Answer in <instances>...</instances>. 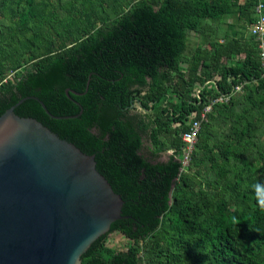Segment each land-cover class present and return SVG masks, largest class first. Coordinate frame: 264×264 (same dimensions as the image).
Here are the masks:
<instances>
[{
    "label": "trees",
    "instance_id": "obj_1",
    "mask_svg": "<svg viewBox=\"0 0 264 264\" xmlns=\"http://www.w3.org/2000/svg\"><path fill=\"white\" fill-rule=\"evenodd\" d=\"M256 1L125 0L124 4V0H57L56 8L50 5L49 9L43 0H0V97L17 89L23 79L47 73L76 52H90L123 20L141 13L163 15L171 9L178 16L168 68L143 84L126 82L117 90L116 101L118 114L132 122L143 141H149L150 154L156 157L172 151L166 161L178 171L175 157L180 154V133L185 127L173 124L182 125L190 113H198L209 99L230 93L243 80H256L243 86L241 97L246 105L256 111L264 106V79L259 78L255 45L247 34ZM72 31L76 37L70 35ZM191 33L197 37L195 43L189 40ZM54 38L60 41L55 48ZM211 81L215 88L204 87ZM196 87L201 88L198 98L193 96ZM239 94L226 104L211 106L197 134L190 164L186 172L177 173L166 210L156 218L155 226L136 241L127 237L126 228L108 231L80 264H112L116 257H126L130 264H141V259L146 264H262L256 251L264 252V210L258 207L252 186L264 184V171L255 177L258 172L252 164L256 157L244 156L248 142H232L237 128L231 127L230 142L218 140L209 146L201 138L210 121L242 119L234 112ZM134 106L149 118L132 113ZM252 127L246 122V130ZM201 151V159L196 160ZM258 156L264 158V152ZM202 159L213 176L204 178L202 172L198 181L189 170L201 165ZM113 232L130 242L125 251L104 247Z\"/></svg>",
    "mask_w": 264,
    "mask_h": 264
},
{
    "label": "water",
    "instance_id": "obj_2",
    "mask_svg": "<svg viewBox=\"0 0 264 264\" xmlns=\"http://www.w3.org/2000/svg\"><path fill=\"white\" fill-rule=\"evenodd\" d=\"M177 16L127 18L0 97V264H80L108 231L136 241L155 226L178 171L147 152L116 93L168 68Z\"/></svg>",
    "mask_w": 264,
    "mask_h": 264
},
{
    "label": "rangeland",
    "instance_id": "obj_3",
    "mask_svg": "<svg viewBox=\"0 0 264 264\" xmlns=\"http://www.w3.org/2000/svg\"><path fill=\"white\" fill-rule=\"evenodd\" d=\"M43 1L46 3L47 6H49V9H50V5L52 8L53 7L56 8L58 4L57 0H43ZM62 1H67V0H62ZM238 2L240 4H243L245 0H238ZM124 4H125V0H124ZM123 6H124L123 8H126V5H123ZM62 15H63L62 13L59 14V16H62ZM232 20L233 19H231V23H232ZM226 21L230 22V19L227 18ZM96 26H98L97 22L94 23V27ZM72 33L73 34H70V35L72 37L73 36L76 37L75 31H72ZM189 36H190V39H189L190 42L195 43L197 41L196 40L197 37L193 35L192 33ZM53 42L55 43L53 44L54 45L53 48H55L59 44L60 41L57 38H54ZM65 43L68 44L69 43L68 40H66ZM27 67L28 66H26L25 68ZM239 93H238L239 96L237 97L240 101L239 103L236 104L234 112L241 115L242 119L236 122L233 121V119H227V121L224 123H220L219 121L216 122L214 120L210 121V124H208L207 127L206 126L203 127L202 132H201V138L209 146L218 140H226L230 142L231 140L230 136L232 134L231 127L237 128L238 129L237 135L235 136V138H232V142H235V140H238V139L241 140V142L243 143L248 142V149L245 152L244 156L245 158L256 157V161L253 162L252 166L253 168L256 169V172H258L255 175V177H258V174L264 171V158L258 156L259 154H262L264 152V116L259 112V109L260 111L264 112V106L263 105L259 106V108H257L258 111H256V109L251 108L250 105H246L247 102L241 97L243 94L242 91H240ZM171 101L176 102L177 99L172 98ZM244 107H246V110L244 109ZM132 113H135V114L140 113L144 115V113L141 112L139 109H137V107L135 106L133 107ZM154 113H156V111ZM144 116L146 117V115ZM146 118L148 119L149 115H147ZM246 122H249L250 124H252L253 127L250 128L249 130H246ZM144 142H145L147 152L150 154L149 141L146 139L144 140ZM202 153H203L202 151L197 153V156H195L196 160L201 159ZM168 156H169V152L163 151V152H160L156 157L163 161H166ZM204 163H205V168L203 167ZM208 167H209V164L207 163V161L205 159H202L201 165L198 164L197 167H192V169L189 170V174H191L192 176L198 177L199 178L198 181L202 180V175L201 177L199 176L202 172L204 173V178L205 177L212 178L213 174L212 172L207 171ZM229 178H230V175H229ZM193 186L197 188L196 181ZM129 245H130V242L126 240L118 232H113L109 234L104 241V247L112 249L114 251H125ZM252 249L256 251L255 247H252ZM256 252H258L257 254L260 257V261L262 262V264H264V252H262L261 250H257Z\"/></svg>",
    "mask_w": 264,
    "mask_h": 264
},
{
    "label": "built area",
    "instance_id": "obj_4",
    "mask_svg": "<svg viewBox=\"0 0 264 264\" xmlns=\"http://www.w3.org/2000/svg\"><path fill=\"white\" fill-rule=\"evenodd\" d=\"M254 21L247 27V34L251 36L256 50V58L259 67V78L264 79V5L261 0H257L252 8ZM236 60V59H235ZM234 60V61H235ZM233 63V62H232ZM230 65V61L228 62ZM218 77H215L217 79ZM255 84L256 80L246 81L243 80L238 84L234 85L228 94L218 93L216 96L209 99V102L202 108L198 113L192 112L188 115L187 119L183 122V126L179 123L173 124L174 127H185V129L180 133V140L182 142L180 154L175 157L179 162L178 175L186 172L192 152L195 148V143L197 140V134L200 127L207 120V115L211 112V106L214 103L226 104L230 97L236 93L242 91L243 86L248 84ZM204 87L207 89L215 88L211 82H206ZM200 87H196L193 92V96L198 98ZM169 155L172 151H168ZM141 258V255H138ZM141 264H146L143 259H141Z\"/></svg>",
    "mask_w": 264,
    "mask_h": 264
},
{
    "label": "clouds",
    "instance_id": "obj_5",
    "mask_svg": "<svg viewBox=\"0 0 264 264\" xmlns=\"http://www.w3.org/2000/svg\"><path fill=\"white\" fill-rule=\"evenodd\" d=\"M258 207L264 210V184L257 183L252 186Z\"/></svg>",
    "mask_w": 264,
    "mask_h": 264
}]
</instances>
